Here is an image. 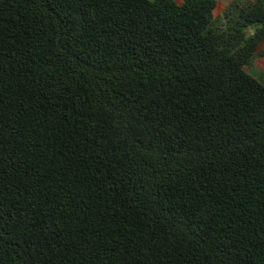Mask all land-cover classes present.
Returning <instances> with one entry per match:
<instances>
[{"label": "trees", "instance_id": "1", "mask_svg": "<svg viewBox=\"0 0 264 264\" xmlns=\"http://www.w3.org/2000/svg\"><path fill=\"white\" fill-rule=\"evenodd\" d=\"M0 0V264H264V0Z\"/></svg>", "mask_w": 264, "mask_h": 264}, {"label": "crops", "instance_id": "2", "mask_svg": "<svg viewBox=\"0 0 264 264\" xmlns=\"http://www.w3.org/2000/svg\"><path fill=\"white\" fill-rule=\"evenodd\" d=\"M153 1V0H149ZM174 3L179 2V0H172ZM215 2V10H214V17H218L221 13L231 4L237 3L240 6L252 3L255 0H213ZM264 43L261 44L256 51V57L252 61L251 65L245 70V73L254 79L257 83L264 87Z\"/></svg>", "mask_w": 264, "mask_h": 264}, {"label": "built area", "instance_id": "3", "mask_svg": "<svg viewBox=\"0 0 264 264\" xmlns=\"http://www.w3.org/2000/svg\"><path fill=\"white\" fill-rule=\"evenodd\" d=\"M262 58H263V60H264V55H263V57H262Z\"/></svg>", "mask_w": 264, "mask_h": 264}]
</instances>
